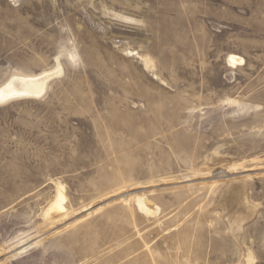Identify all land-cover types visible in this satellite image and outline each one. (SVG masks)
<instances>
[{
	"label": "rangeland",
	"instance_id": "1",
	"mask_svg": "<svg viewBox=\"0 0 264 264\" xmlns=\"http://www.w3.org/2000/svg\"><path fill=\"white\" fill-rule=\"evenodd\" d=\"M57 71L0 103V264H264V0H0V91Z\"/></svg>",
	"mask_w": 264,
	"mask_h": 264
},
{
	"label": "bare ground",
	"instance_id": "2",
	"mask_svg": "<svg viewBox=\"0 0 264 264\" xmlns=\"http://www.w3.org/2000/svg\"><path fill=\"white\" fill-rule=\"evenodd\" d=\"M242 62H243V60L240 57H237V56H234V55H230L229 58H228V65L229 66H232V65H235V64L242 65L241 64ZM59 73L60 72L57 71L56 73H44V74H40V75H36V76H14L11 79V81L9 82V84L7 86H5V88L2 91H0V103H4V102H6L9 99H15V98L16 99H18V98H21V99H38V98H40L41 96H43L46 93V91L48 89L49 82L51 81L53 76L55 74H59ZM226 172H229V171H226ZM229 187H231V186H229ZM227 191H230V188ZM132 193H134V192H132ZM127 200H130V199H127ZM132 200H134V199H132ZM61 201H62V194L59 191L58 200L54 203V205L51 208V213L54 216L53 217L54 220H55V218H58V219L61 218V214H60L61 210H62ZM134 201H136V204H137V206L139 207L140 210H143L145 212L150 211V209H151L150 208V203L144 196H136ZM234 201H235V199H234ZM54 228H56V227H54ZM31 244H33V243H31ZM30 246H26V247L22 246L23 248L20 251H23V250L25 251V249H28V247H30Z\"/></svg>",
	"mask_w": 264,
	"mask_h": 264
}]
</instances>
